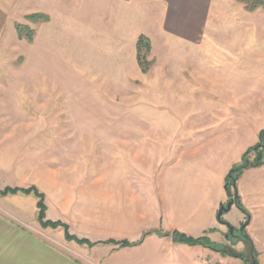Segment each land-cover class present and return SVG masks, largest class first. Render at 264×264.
I'll return each mask as SVG.
<instances>
[{
	"label": "rangeland",
	"instance_id": "1",
	"mask_svg": "<svg viewBox=\"0 0 264 264\" xmlns=\"http://www.w3.org/2000/svg\"><path fill=\"white\" fill-rule=\"evenodd\" d=\"M35 2L19 0L18 6L20 10H27ZM2 4L9 13L2 16L0 7V188L37 186L46 195L47 218L66 222L71 233L80 238L122 233L124 227L119 217L123 215L122 193L128 184L123 170L125 124L197 122L207 112L202 107L195 108V104L197 107L203 97L215 102L216 87L221 84L202 80L195 73L193 68L204 63L203 60H194V67L191 63L189 67L188 62L181 63L183 71L174 74L170 67L163 73L158 72L156 55L163 52L166 43L183 40L171 34H159L162 15L148 2H134L124 8L96 0L68 4L77 9L79 6L84 14L67 21L68 34L73 37L59 40L57 33L63 31L62 22L55 18L50 24V33L44 38L45 43L39 41L36 45L35 39L29 42L17 34V22L29 24L26 15L18 18L10 0ZM121 10L132 14L123 13L124 18H120ZM255 17L253 23L257 27L253 34L211 36L212 41L230 44L229 50L224 51L226 59H223L224 52L213 54V63L209 65L212 77L235 81L239 73L237 67L243 64L246 69L254 58L264 59V11L260 10ZM121 22L127 25L123 28ZM251 22V19L245 20V23ZM139 32L151 35L152 48L148 55L151 66L147 72L131 76L130 82L81 81L92 77L71 74L77 65L91 66L95 62L93 43L111 46L118 36L124 35L130 41ZM33 49L36 50V69H45L48 76L37 74L33 78L28 74V54ZM217 81L222 80L217 78ZM251 81L257 84L251 74L244 75L245 83L251 85ZM225 85L228 94H233L235 99L234 87H229L235 82L222 83L223 87ZM228 100H231L230 95ZM262 101L258 112L234 118L231 123L237 128V141L240 138L244 145L250 142L244 153L260 142L264 131V98ZM188 102L190 108L183 111L182 106L187 107ZM180 104L182 106H178ZM146 133L149 132L144 131ZM131 134L140 132L132 130ZM250 157L254 158V153ZM36 203L33 195H0V209L21 229L29 230L89 264H108L105 260L107 245L94 248L81 245L66 240L62 228L42 227ZM237 208L236 205L233 210H240ZM161 248L148 241L142 249L131 253L120 251L110 261L121 264L126 259L138 261L146 257L164 264L167 255ZM261 262L264 264V258Z\"/></svg>",
	"mask_w": 264,
	"mask_h": 264
},
{
	"label": "crops",
	"instance_id": "2",
	"mask_svg": "<svg viewBox=\"0 0 264 264\" xmlns=\"http://www.w3.org/2000/svg\"><path fill=\"white\" fill-rule=\"evenodd\" d=\"M7 1L0 0L2 16L3 13L4 15L9 13V9L2 4ZM35 1L31 9L20 10L19 0H10L13 12L19 15L18 18L34 12L50 15L49 22L28 21L31 27L36 28L34 44H38L39 41L44 42L46 34L50 33L52 27L50 24L55 18L62 22L63 31L57 33L60 36L59 40L71 39L73 35L71 37L68 34L67 21L71 18L79 19L84 14L79 11V6L77 9L68 4L78 2L80 4L85 0ZM96 1L109 2L122 8L134 2H148L162 15L161 31L157 28L159 34L167 33L183 40V42L166 43L162 48L164 53L156 55L158 72L163 73L166 67H170L174 74L183 71L181 63L188 62L190 67V63L196 65V59L203 60L204 63L200 62L199 66L192 65L195 73L202 80L221 85L216 87L215 102L203 97L197 107L195 104V108L202 107L207 112L204 113L203 119L199 118L197 122L125 124L127 133L124 139L123 170L129 179L127 178L128 184L122 193L123 215L118 216L124 231L117 233L120 235L109 234L93 239L85 238L94 242L108 239H126L135 242L140 240L144 233L151 232L137 246L119 248L115 244H104L109 247L105 255L108 264H113L110 260L117 256L118 252L131 253L140 250L148 241H153L159 244L161 249H165L167 258L164 264H206L209 259L243 264V261L234 255H224L203 245L177 243L173 241L171 235H161L159 232L172 234L174 231H179L194 237L206 235L217 244L232 246L239 253L246 254L251 252L249 243L245 239L228 236L227 223L233 225L238 233L240 226L249 218L245 231L255 246L258 264H261V259L264 258V164L246 169L236 183L238 195L249 216L239 207L237 209L240 210H233L236 204L223 214V222L218 219V213L221 205L229 201L226 189L227 175L234 165L240 163L246 146L250 144L247 142L244 145L240 138L237 141V128L233 125L235 123H231L236 120L234 118L246 117L255 110L258 112L259 105L263 104L264 59L254 58L246 69L243 64L237 67L239 73L236 74L235 81L231 78L227 80L219 76L212 77L214 74L209 65L213 63V54H221L230 48V44L226 41H212L211 36L253 34L257 27L253 23L255 15L264 9L248 11L238 0ZM121 11L123 12L120 18H124L123 13L132 14L131 11ZM118 17L119 15L116 18ZM248 19L252 22L245 23ZM125 25L127 24L121 22L123 28ZM64 32L67 33L66 36H62ZM142 33L144 32H139L130 41L126 36L120 35L116 43L111 46L93 43L95 62L91 66L77 65L78 68L71 71V74L78 77H92L81 81L130 82L131 76L143 73L137 58V42ZM145 34L148 36L147 33ZM148 37L150 38L151 35ZM44 50L47 49L44 47ZM80 50L83 51L82 48ZM35 51L33 49L28 54V74L33 78L37 74L48 76L49 73L45 69H36ZM224 54V58L221 55L216 56L226 59V52ZM44 58H46L45 54H43ZM112 59L115 61H111ZM219 62L221 61L217 63ZM67 73L63 72L64 75H68ZM246 74L256 78L257 84L253 81L251 85L249 82L245 83ZM57 76L62 75L57 74ZM217 78L222 80L221 83ZM228 81L235 82V85L229 86L234 87L235 99L233 94H228V86H222V83L226 84ZM229 95L231 100H228ZM186 105L187 107L181 104L178 106H182L184 111L190 108L189 102ZM132 130L139 131L140 134L132 135ZM144 131L149 133L144 134ZM76 247L80 248V246ZM158 254H161V251ZM159 263L149 261L145 257L138 261L132 258L126 259L121 264ZM0 264L89 263L51 242L38 238L29 230L21 229L1 208Z\"/></svg>",
	"mask_w": 264,
	"mask_h": 264
},
{
	"label": "trees",
	"instance_id": "3",
	"mask_svg": "<svg viewBox=\"0 0 264 264\" xmlns=\"http://www.w3.org/2000/svg\"><path fill=\"white\" fill-rule=\"evenodd\" d=\"M241 3L244 4L246 10L248 11H256L258 9H264V0H238ZM25 18L29 22L34 23H42V22H48L50 21L51 17L49 14L43 13V12H34L26 14ZM17 34L20 39H26L29 42H33L36 35V30L31 27L30 24L23 23V22H17L15 24ZM152 44L150 38L142 33L139 35L138 42H137V58L139 65L143 72H147L151 66V61L148 59V55L151 51ZM260 142L252 146L246 151L243 155L242 162L234 165L226 179V189L229 195V200L234 196L237 195V202L238 207L243 210L248 216L249 212L243 207L242 202L240 200V197L238 195V189H237V180L241 176V174L248 168L251 167H258L264 164V131L260 134ZM251 153H254V158H251ZM33 195L35 198H37V208H38V221L44 228H62L64 230L65 238L68 241H76L77 243L81 245H88L89 247H93L97 244H115L119 248L122 247H132L137 246L141 244L144 239L151 234V232H146L142 236V238L138 241L132 242L129 240H116V239H108L104 241H91L88 238H80L77 235L71 233L69 225L62 221V220H51L47 218V210L48 205L46 202V195L44 192H42L37 186L32 185L29 187H22V186H6L5 188H0V195L1 196H7V195ZM161 235H171L174 242L177 243H185L189 245H203L205 247L211 248L215 251H219L224 255H234L237 256L240 254L237 250L232 248L231 246H225L220 245L215 242H213L208 236H200V237H194L187 235L185 233L174 231L172 234H167L163 232H159ZM246 238L245 240L249 243L250 249L253 245V242L251 238L247 235L245 231ZM257 254V253H256Z\"/></svg>",
	"mask_w": 264,
	"mask_h": 264
},
{
	"label": "water",
	"instance_id": "4",
	"mask_svg": "<svg viewBox=\"0 0 264 264\" xmlns=\"http://www.w3.org/2000/svg\"><path fill=\"white\" fill-rule=\"evenodd\" d=\"M237 205L238 206V202H237V195H234L228 202L227 204H222L221 207H220V210H219V213H218V219L223 222V219H222V216L224 213L228 212L231 210V208L233 207V205ZM249 223V218L247 220L246 223H243L240 228H239V231L240 233H236V228L227 223V226L229 227V234L228 236H232L234 238H242V239H245L246 238V235H245V228H246V225ZM251 252H250V255H251V258L250 259H245L244 258V254L240 253L238 254L236 257H238L239 259H241L243 262H245V264H258V258H257V254H256V250H255V246L252 245L251 247Z\"/></svg>",
	"mask_w": 264,
	"mask_h": 264
},
{
	"label": "built area",
	"instance_id": "5",
	"mask_svg": "<svg viewBox=\"0 0 264 264\" xmlns=\"http://www.w3.org/2000/svg\"><path fill=\"white\" fill-rule=\"evenodd\" d=\"M206 264H233V263H227L223 261H216L214 259H209L207 260Z\"/></svg>",
	"mask_w": 264,
	"mask_h": 264
},
{
	"label": "flooded vegetation",
	"instance_id": "6",
	"mask_svg": "<svg viewBox=\"0 0 264 264\" xmlns=\"http://www.w3.org/2000/svg\"><path fill=\"white\" fill-rule=\"evenodd\" d=\"M239 234V233H238ZM234 245V244H233ZM232 247V246H231ZM233 248V247H232ZM244 258L245 259H250L251 258V255H250V253H246V254H244Z\"/></svg>",
	"mask_w": 264,
	"mask_h": 264
}]
</instances>
